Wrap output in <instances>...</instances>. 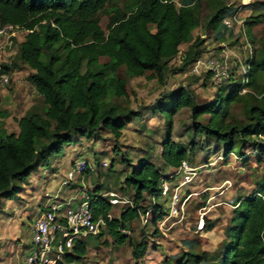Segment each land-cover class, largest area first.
I'll return each mask as SVG.
<instances>
[{
    "label": "trees",
    "instance_id": "1",
    "mask_svg": "<svg viewBox=\"0 0 264 264\" xmlns=\"http://www.w3.org/2000/svg\"><path fill=\"white\" fill-rule=\"evenodd\" d=\"M202 1L181 0L177 5L175 0H0V25L17 26L24 34L19 42L11 37L17 49L10 61H0V74L10 77L18 64L27 66V80L42 97L41 105L32 106L17 120V133L7 132L0 124V199L16 196L22 189L20 182L79 137L97 139L105 130L117 140L127 124L140 117V112L117 102L129 97L121 69L129 77L147 74L160 82L167 73L185 71L205 52L204 39L192 35L201 25L213 32L216 41L225 38L229 44L237 43L233 29L222 24L236 9L227 6V0H210L211 10L203 20ZM243 11L244 33L253 46L245 60L246 80L230 73L215 85L213 102L197 104L190 90L180 86L150 106L152 113L164 119L160 157L174 171L183 161L190 164L197 148L208 146L224 160L235 152L244 157L249 142L264 140V45L255 48L253 35V28L264 22V0H251ZM103 13L108 19L105 28L100 21ZM183 44L187 48L181 52ZM171 63L179 67L172 68ZM204 79L210 81L208 73ZM237 104L242 105L243 120L231 121V107ZM183 108L192 120L189 149L171 139L174 118ZM201 116L207 117L205 123L198 121ZM201 135L204 142L199 146L196 139ZM260 150L264 153V145ZM167 178L172 176H166L162 167L148 158L139 159L123 180L124 186L118 187L130 193L118 217L111 215L116 206L109 201L111 196L103 195L99 186L87 191L93 219L104 222L92 236L98 240L108 235L117 245L127 243L135 263L141 260L147 240L128 238L130 233L124 230L131 231L133 222L149 212L146 226L153 228L151 235H161L158 223L168 212L172 192L160 202ZM233 206L219 249L196 250L194 240L184 239L174 264H264V175L257 188L248 196H238ZM203 221L204 230L214 228L212 221L205 217ZM89 237L74 241L56 264H74L84 258Z\"/></svg>",
    "mask_w": 264,
    "mask_h": 264
},
{
    "label": "rangeland",
    "instance_id": "2",
    "mask_svg": "<svg viewBox=\"0 0 264 264\" xmlns=\"http://www.w3.org/2000/svg\"><path fill=\"white\" fill-rule=\"evenodd\" d=\"M180 1L175 0V3L178 5ZM210 4V0L201 2L200 14L203 20L211 10ZM245 14L246 11H243L242 17ZM107 20V14L100 15L103 28ZM234 34L233 40L237 38V42L241 44L237 54L232 49L236 42L229 44L225 38L216 41L213 32L205 31L202 25L192 32L193 37L200 36L204 39L202 47H205V52L201 56L202 60L206 61L223 53L231 56L232 61H244L246 51L242 32ZM253 35L256 40L255 48L264 45V22L253 28ZM23 36L22 32L17 33L16 41H21ZM217 46H222V49L216 50ZM186 48L187 44L181 45V52ZM16 49L17 45L13 43L5 46L0 50V61H10ZM177 62L176 59L174 63ZM171 67L179 66L171 63ZM29 72L27 66L18 64L10 72L9 83L0 84V124L7 132L17 133V120L32 106L42 104V97L27 80ZM231 73L236 76L238 72L232 69ZM119 74L126 78L129 97L117 102L126 105L130 110L140 112V117L130 121L117 140L105 130L101 131L97 139L79 137L65 147L62 154L52 156L45 165L32 172L27 180L20 182L22 189L16 196L0 199V264H23L24 255L31 242L33 220L49 202H65L76 195L80 197L82 191H92L95 186H99L98 190L105 196H110L108 193L112 192L121 200L129 199L130 193L123 192L118 187L124 186L123 180L130 168L141 158H148L158 167H162L166 176H172L165 179L168 194L181 182L177 171L163 165L160 155L166 134L165 123L163 117L152 113L150 106L158 100H163V94L180 86L190 90L197 104L213 102L216 98V86L204 79L205 72L195 73L192 66L182 72L167 73L163 82L156 78H147V74L129 77L123 69ZM229 120H243L241 104L231 107ZM198 121L205 123L207 117L201 116ZM191 125L190 112L183 108L174 118L171 139L186 149H189ZM203 142V135L196 139L199 146ZM262 145V138H254L244 149V157L235 152L224 160L218 158L217 153H213L208 146H205V149L197 148L189 164L195 170L194 174L191 180L180 188L183 194L180 195L181 198L188 196L182 204L180 215L171 218L162 230L159 229L161 235H151L153 228L151 225L146 226L147 223H144L142 217L133 222L128 238L138 241L143 237L147 240L146 251L137 263L131 255L129 244L117 245L110 236L104 235L98 240L94 236L87 238L86 255L74 264H166L167 259L170 264H174L177 256L183 251L181 242L184 239L194 240L197 243L196 250L216 251L225 239V229L232 216L234 201L238 196L245 197L253 192L264 175V153L260 150ZM121 155L129 159L122 160ZM81 157L88 160L89 171L77 176L69 184L61 185L67 170ZM209 160L211 164L208 166L206 164ZM55 172V177H51ZM64 190L66 197L52 198L54 194L60 196ZM164 199L165 197L161 198L160 202ZM148 202L147 197L144 203ZM124 205L125 203L116 204L111 213L112 217H118ZM201 217L214 223L211 231L198 227Z\"/></svg>",
    "mask_w": 264,
    "mask_h": 264
},
{
    "label": "built area",
    "instance_id": "3",
    "mask_svg": "<svg viewBox=\"0 0 264 264\" xmlns=\"http://www.w3.org/2000/svg\"><path fill=\"white\" fill-rule=\"evenodd\" d=\"M250 2L251 0H227L226 5H232L236 10L233 14L224 17L222 20V24L226 28L233 29L234 33L239 31L242 32L244 49L246 51L244 61L241 59L232 61L231 56L221 53L206 61L199 58L192 65V69L195 73H208L213 85L224 82L229 77L232 69H235L241 74L242 81L246 80L245 75L248 72V65L245 63V60L251 56L253 46L245 36L242 13L245 6L249 5ZM19 32L22 31L17 26L11 24L0 25V50L5 46L11 45V37H16ZM240 45L241 44L238 42L233 45L232 49L234 53L236 52L237 54V52H239ZM9 81L10 79L7 74H0L1 85H6ZM245 91L246 90H243V92ZM86 170H89L88 160L86 158L81 157L75 160L70 169L67 170L64 179L61 181V185L69 184L74 178L83 174ZM194 171L195 170H193L186 161H183L178 168L177 172L181 176V182L169 196L168 212L158 223L159 229L162 230L166 222L180 215L182 204H184L188 198V196L181 198L180 188L191 180ZM162 187V198H164L168 196V187L165 181L162 183ZM108 195L111 196L109 201L112 204L128 203L129 201L128 199L121 200L117 198L116 194L112 192H109ZM80 197L77 203L72 205L67 203L65 208L61 202L53 200L49 202L44 209L40 210V213L36 216L31 225V242L24 255L23 264H56L58 260L62 259L63 253L66 250H70L74 241L98 233L100 226L103 225L104 222L101 219H93L87 193L82 191ZM62 208H64V210L61 211ZM149 216V212L141 216L144 218V223ZM203 223V217H201L198 224L200 229L203 227ZM124 232L129 233L128 230H124Z\"/></svg>",
    "mask_w": 264,
    "mask_h": 264
},
{
    "label": "crops",
    "instance_id": "4",
    "mask_svg": "<svg viewBox=\"0 0 264 264\" xmlns=\"http://www.w3.org/2000/svg\"><path fill=\"white\" fill-rule=\"evenodd\" d=\"M55 175H56V172H55L54 174H52L51 177H55ZM66 194H67V193H66V191L64 190V191L61 193L60 196L57 195V194H56V195L54 194L52 198L55 197V198L62 199V198H64V197H66ZM77 196H78V195H76V197H70L68 200H66L65 202H61V203L63 204V206H66L67 203H69V204H71V205H72V204H75V203H77V202L80 200V198H81V197H77ZM52 198H49V199H52ZM55 198H54V199H55ZM65 199H66V198H65ZM65 199H63V200H65ZM72 200H73V201H72ZM70 202H71V203H70Z\"/></svg>",
    "mask_w": 264,
    "mask_h": 264
}]
</instances>
